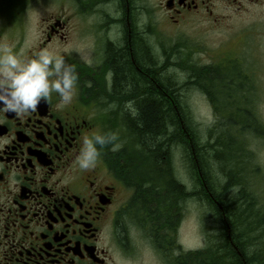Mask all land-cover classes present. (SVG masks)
<instances>
[{"label": "flooded vegetation", "instance_id": "obj_1", "mask_svg": "<svg viewBox=\"0 0 264 264\" xmlns=\"http://www.w3.org/2000/svg\"><path fill=\"white\" fill-rule=\"evenodd\" d=\"M163 23L177 33L196 25L224 29L234 33L228 40L256 49L261 71L248 68L238 52L219 62L236 70L223 86L229 108L243 112L240 168L247 192L250 176L263 174L264 117L253 74L264 75V0H0V44L24 56L48 48L78 74L67 105L52 93L27 115L0 111V264H199L198 251H222L226 242L217 249L213 235H203L202 249L181 241L183 189L201 202L196 150L195 173L184 178L172 152L168 167L166 152L154 159L129 151L142 149L140 142L119 136L128 128L132 96L118 90L111 56L128 48L132 58L138 43L166 72ZM199 93L216 112L217 97ZM112 133L120 148L106 145L94 168L81 169L83 137Z\"/></svg>", "mask_w": 264, "mask_h": 264}, {"label": "trees", "instance_id": "obj_2", "mask_svg": "<svg viewBox=\"0 0 264 264\" xmlns=\"http://www.w3.org/2000/svg\"><path fill=\"white\" fill-rule=\"evenodd\" d=\"M177 47L175 45L167 49L166 65L167 68L174 66L186 72V81L181 84L173 81L167 70L159 73L156 58L143 55V48L138 43L133 46L132 58L128 48L120 49L111 56L118 90L132 96L133 111L127 117L130 141L136 139L142 146V149L130 146L129 151L144 150L152 154L154 159L156 153L166 152L167 166L170 167L169 153L180 147L187 174L192 179L195 173L193 151L196 150L200 168L198 197L209 206L218 223L222 222V233L215 247L219 249V242H226L220 248L222 251L215 252L214 256L208 251V246L198 251L199 264H264V253L261 250L255 252L247 243L246 230H259L260 220L264 217L260 219V216L253 214V209L248 204L251 195L243 184L240 168V116L243 112H235L229 108L223 86V83L233 77L231 72L236 70L229 69L228 66L224 69L225 66L220 62L213 64V70L209 69L210 64H195L186 56L183 59L184 56H181ZM164 76L166 86L163 85ZM187 85L199 87L211 99L217 97L220 102L215 112L219 115L217 123L214 128L209 129L206 137L194 130L188 108L182 102L179 90ZM202 140L205 141L201 143ZM159 161L161 163L162 158ZM233 188H237V192L228 194ZM173 191L176 192L174 189ZM168 192L169 199V186ZM190 196L192 197V190L183 189V201ZM212 199L217 202L216 205ZM227 235H231V243H228Z\"/></svg>", "mask_w": 264, "mask_h": 264}, {"label": "rangeland", "instance_id": "obj_3", "mask_svg": "<svg viewBox=\"0 0 264 264\" xmlns=\"http://www.w3.org/2000/svg\"><path fill=\"white\" fill-rule=\"evenodd\" d=\"M34 23L35 21L31 22L33 26ZM202 26L203 25H196L191 28L185 26L182 31L177 33L173 31L174 29H172V27H170L167 23H163L162 27L164 28L166 35L161 32H159L158 35L162 41L165 51L175 45H178L177 48L180 50L181 56H184L183 59H186V56L187 58H190L195 64H215L219 61L218 58L228 59L233 57L238 52L240 54V58L246 62L248 68H260L261 71L263 63L253 56V53L255 54L256 49L249 46H242L241 44L239 45L236 37H232L228 40L227 38L229 35H234V33L230 31L224 29L202 31L204 30V27L202 29ZM175 68L176 67L174 66L167 68V73L170 74V77H172L173 81H176L179 84L185 82L186 72ZM253 75L257 80L258 86L257 98L259 97L260 102L257 103V106L259 109V115L264 117V75L262 72ZM199 89V87L187 85L181 88L179 93L182 95L183 104L188 108L189 117L194 125V130H196L199 135L206 137L209 129L214 128L215 124L217 123V121H214V114L216 113L213 112L207 105L204 97L200 95ZM116 114L117 113H115V115ZM110 126H112V128L114 127L113 125ZM119 132L120 137L126 136L127 138H131L128 128H124ZM204 141L205 140H202L201 143ZM258 147V157H262L264 162V151H260V143ZM172 153L174 161L175 158L178 157V162H180V172L183 173V177L186 178L188 170L184 162L182 149L179 147L178 149L172 151ZM218 166L221 167V164H218ZM250 179L248 186L251 200L248 204L250 205L251 210L253 209V214L255 216H260L261 219V217H264V170L262 175H259L258 177L253 175L250 176ZM236 190L237 188H233L227 193L235 194V192H237ZM192 201L193 199L191 196L186 198L184 201L185 213L180 229V235H182L181 241L185 247L191 249H202L204 247L203 245L205 244L203 235H213L215 236L214 240L216 238L215 241H217L218 235H221L222 233V222L218 223V220H216V217H214V214L212 213V210L209 208V206L202 202L193 203ZM192 205L196 206V208L198 207L197 210H195L194 206ZM246 233L248 234L247 243L249 244V248L255 250V252L256 250H261L262 253H264V223L259 230L251 228L247 229ZM259 257L261 258V255H259Z\"/></svg>", "mask_w": 264, "mask_h": 264}, {"label": "clouds", "instance_id": "obj_4", "mask_svg": "<svg viewBox=\"0 0 264 264\" xmlns=\"http://www.w3.org/2000/svg\"><path fill=\"white\" fill-rule=\"evenodd\" d=\"M78 74L74 66L66 64L63 55L48 48L32 56L16 53L8 43L0 44V111L27 115L37 109L41 100L47 101L57 93L61 104L72 102ZM117 135L94 134L84 136L77 157L79 167L94 168L106 145L112 151L120 148L114 143Z\"/></svg>", "mask_w": 264, "mask_h": 264}]
</instances>
